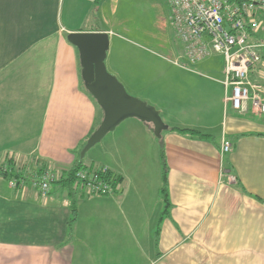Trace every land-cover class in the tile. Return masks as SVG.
<instances>
[{"label": "crops", "instance_id": "obj_1", "mask_svg": "<svg viewBox=\"0 0 264 264\" xmlns=\"http://www.w3.org/2000/svg\"><path fill=\"white\" fill-rule=\"evenodd\" d=\"M99 3L0 0V264H264V114L225 103L223 69L208 78L177 66L189 59L176 48L165 0ZM80 32L108 33L109 48L136 62L151 55L160 67L148 66L159 94L153 105L162 118L170 108L174 115L163 118L169 129L160 137L148 123L124 121L103 139L100 163H85L119 176V193L91 196L57 183L43 198L33 182L17 184L24 177L17 167L35 171L42 160L69 168L74 150L103 120L68 41ZM254 40L264 44V26ZM261 54L253 77L264 84V47ZM180 76L189 85L202 78L200 103H173L165 83ZM13 139L35 141L24 150ZM223 141L232 144L225 155ZM165 172L167 211L160 195Z\"/></svg>", "mask_w": 264, "mask_h": 264}, {"label": "built area", "instance_id": "obj_2", "mask_svg": "<svg viewBox=\"0 0 264 264\" xmlns=\"http://www.w3.org/2000/svg\"><path fill=\"white\" fill-rule=\"evenodd\" d=\"M169 5L172 28L189 61H202L213 54L223 57L225 103L241 113L264 114V84L253 77L262 63L264 44L253 40V36L264 26V0H169ZM205 34L207 42L203 40ZM231 151L232 144L223 141L222 154ZM77 178L82 188L95 195H114L121 188V184L115 185L89 169L79 171ZM51 182L50 171L39 184L43 198Z\"/></svg>", "mask_w": 264, "mask_h": 264}, {"label": "water", "instance_id": "obj_3", "mask_svg": "<svg viewBox=\"0 0 264 264\" xmlns=\"http://www.w3.org/2000/svg\"><path fill=\"white\" fill-rule=\"evenodd\" d=\"M68 41L79 51L85 88L103 112V120L89 137L81 152V159L128 119H138L152 125L157 137L169 129L159 110L130 96L125 86L109 73L106 66L110 47L108 33H71Z\"/></svg>", "mask_w": 264, "mask_h": 264}, {"label": "rangeland", "instance_id": "obj_4", "mask_svg": "<svg viewBox=\"0 0 264 264\" xmlns=\"http://www.w3.org/2000/svg\"><path fill=\"white\" fill-rule=\"evenodd\" d=\"M84 1V0H82ZM97 1V0H95ZM94 1V2H95ZM89 2V1H87ZM101 3V2H100ZM99 3V4H100ZM168 15L170 16V5H169V0H165ZM125 12H121V15H123ZM127 16H130L135 21H138L141 17V14L139 12H127ZM173 29V28H172ZM173 31V30H172ZM172 35L174 37V32H172ZM175 39V38H174ZM204 42H207L208 40V35L205 34L203 37ZM254 40V38H253ZM176 48L180 47L182 49L183 44L179 40L176 41ZM117 47H120V45H117ZM110 49V48H109ZM109 54V61H106L107 69L109 73L113 76H115L126 88L128 94L134 98L140 99L143 102H147L151 106L155 107L153 103H155L156 100L159 99V94L156 92L154 86H157L154 83V80L151 79L149 80L150 75L148 72V66L152 69H158L160 67H153V62L155 59H152L151 55L148 54H143V56H146L144 58H141L139 62H136L135 59H132L134 57L133 55L126 54L122 50H114V46L110 49ZM107 59V60H108ZM208 61L206 63H202L203 61ZM153 61V62H152ZM200 62V63H199ZM178 67L181 69H186L190 70V72H194L198 75H201L203 77H208L211 78L210 75H217L218 70L221 73V70H224V74L222 73V79L224 81L225 79V62L223 60V57L219 54H213L211 57L204 59L202 61L198 62H191V61H182V60H177L176 62ZM198 63V64H195ZM195 64V65H192ZM128 66L127 69H124V66ZM209 66V67H207ZM166 67V66H164ZM224 67V68H223ZM147 69V73H144ZM113 72V73H111ZM185 73V72H183ZM176 78V77H175ZM186 76L181 77L180 80L181 82L176 81L175 84H170V83H165V88H168L169 90L171 89L175 93V100L173 103H200L202 101L203 95L206 93V88H202L198 84V80L202 79L201 77L193 76V81L189 82L185 81ZM223 83V82H222ZM154 85V86H152ZM176 85V86H175ZM165 102V100H164ZM160 106H165V105H172V103H156ZM181 105V104H180ZM156 108V107H155ZM157 109V108H156ZM158 110V109H157ZM101 111V109H100ZM169 116L174 115V112L172 108L168 110ZM260 115V114H258ZM166 113L163 114V118L166 120L169 117ZM162 117V116H161ZM162 118V119H163ZM164 121V120H163ZM165 123V122H164ZM30 126V135L33 137L35 135V129L33 125ZM38 126V125H36ZM41 126V123H40ZM40 132V131H39ZM14 142H19L21 143L25 149L24 150H29L26 149V147L32 146V142L35 141V139H30V140H17L13 139ZM102 142L97 144L95 147H93L90 151L87 152L85 157L83 158L84 163H96L99 164L102 159ZM22 169L19 167L18 170L23 171L25 180L27 181V184L32 185V173L31 168L29 165H22ZM30 170V172H29ZM9 172L13 175V172L9 170ZM12 182L15 181V178L11 177ZM8 182V180H7ZM121 190V188H120ZM120 190L117 192L119 193Z\"/></svg>", "mask_w": 264, "mask_h": 264}, {"label": "trees", "instance_id": "obj_5", "mask_svg": "<svg viewBox=\"0 0 264 264\" xmlns=\"http://www.w3.org/2000/svg\"><path fill=\"white\" fill-rule=\"evenodd\" d=\"M97 1L102 2L103 0H97ZM254 37H255V35L253 36V38ZM176 131L181 132V133H189V134L197 135L200 137L204 136L201 132L195 131V130L176 129ZM88 139L89 138L81 141V143L78 145V147L74 150V154H76V157H77L76 161L69 168L64 169L63 171L62 170L60 171L58 169V167L57 168L54 167V169H53L51 167L50 163L42 161V160H40L36 163V165H35L36 168H35V171H33L31 178H32V182H33V187L37 190L40 197H42V193H41V188H40L39 184L43 180L44 175L50 171L53 174V182H51L49 185V190L46 194L47 196L50 195L51 187L57 183L58 184L59 183H65V186L68 187V189L73 190L76 188V190L79 191L80 193H87L88 195H91V196H99V197L100 196H109V195H95L90 190H88L86 188H82L84 186L79 182V180L77 178V173L79 171H82V170H88L89 169L91 171L101 173L102 178H104L105 180H108V181H112L113 183H115V185H117V184L119 185L122 183V179L119 176H117L115 173L111 172L108 168H106V167L101 168V167H97L94 165H86L83 162V159H81V152L84 149V147L86 146ZM162 160H163V164H164L165 169H166L165 155H164L163 149H162ZM103 171L105 173H102ZM60 173H62V177H59L58 174H60ZM17 180H18V182L20 180V182L17 183L18 185L21 184L22 181L24 183L27 182L25 180V177H22V179H21V177L17 178ZM71 190H69V192H71ZM160 195H161V198L165 204V209L167 211V209L170 206V202H169V198H168V177H167L166 172L164 173L163 185L161 188V194ZM70 196L74 197L71 193H70ZM72 211H73L74 216L69 223L70 225L74 224V222L76 220V216H77V207H76V204L74 202L72 204Z\"/></svg>", "mask_w": 264, "mask_h": 264}]
</instances>
